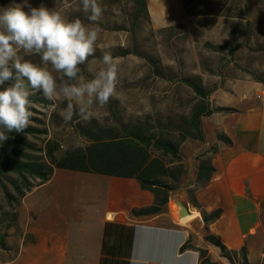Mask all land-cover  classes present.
I'll return each mask as SVG.
<instances>
[{"label": "crops", "instance_id": "1", "mask_svg": "<svg viewBox=\"0 0 264 264\" xmlns=\"http://www.w3.org/2000/svg\"><path fill=\"white\" fill-rule=\"evenodd\" d=\"M233 90L210 103L211 108L233 111L202 117L204 141L185 140L180 146L184 173L165 207L178 201L189 209L188 215H197L181 221L176 207L175 212L135 217L133 209L154 202L153 194L136 179L56 169L46 183L32 189L49 187L43 199L26 207L21 202L20 250L5 264H18L21 258L23 264H202L196 249L180 251L187 241L205 250L211 264H237L223 257L207 235L230 251L245 248L247 264H261L264 101L256 95L264 93V84L237 83ZM217 134L231 144L218 140ZM203 153L214 171L207 182L199 184L197 158ZM62 171L66 173L53 183ZM216 210H220L218 218L204 223L202 213ZM164 219L167 224L158 222Z\"/></svg>", "mask_w": 264, "mask_h": 264}, {"label": "rangeland", "instance_id": "2", "mask_svg": "<svg viewBox=\"0 0 264 264\" xmlns=\"http://www.w3.org/2000/svg\"><path fill=\"white\" fill-rule=\"evenodd\" d=\"M29 2L33 6L43 2L69 19L80 18L89 23L76 10L81 7L79 0ZM98 2L105 11L97 44L112 45L107 50L120 60L116 97L103 107L97 105V115L91 121H83L77 115L66 124L59 115L66 102L57 100L54 109L53 102L46 100L41 92L33 91L31 122L25 132L13 131L14 138L23 141L17 150L26 158L12 155V160L34 157L43 161L42 149L47 142L60 147L58 154L82 148L89 143L88 136L103 135L120 122L180 123L198 101L184 79H191L209 91V104L220 94H232L237 83L264 84V0H146L150 2L153 20L149 12V18L141 14L134 0ZM12 3L13 0H0V7ZM24 59L40 63L38 56ZM100 59L97 50L95 56L80 66L85 79L92 78L101 66ZM53 75L60 74L53 72ZM168 160L164 158L166 163ZM62 173L66 172H59L53 183ZM29 182L34 186L39 183L33 178ZM19 185L15 173L0 176V238L4 237L6 245L5 249L0 246V264L13 260L22 242V230L18 222L16 229L11 220L13 213H18L15 187ZM48 189L38 188L28 193L22 201L24 207L39 202ZM176 207L171 202L164 212H175ZM158 222L167 224L166 219ZM18 264H23V258Z\"/></svg>", "mask_w": 264, "mask_h": 264}, {"label": "clouds", "instance_id": "3", "mask_svg": "<svg viewBox=\"0 0 264 264\" xmlns=\"http://www.w3.org/2000/svg\"><path fill=\"white\" fill-rule=\"evenodd\" d=\"M79 3L76 10L85 15L87 24L43 2L33 6L29 0H13L0 7V145L10 138L8 133H23L28 128L33 91L53 102L54 109L57 100L66 102L59 113L66 124L77 115L91 121L97 105L103 107L116 97L120 60L107 50L112 45L97 44L105 9L98 0ZM97 50L101 66L91 79H85L80 66ZM25 56H38L40 63Z\"/></svg>", "mask_w": 264, "mask_h": 264}, {"label": "trees", "instance_id": "4", "mask_svg": "<svg viewBox=\"0 0 264 264\" xmlns=\"http://www.w3.org/2000/svg\"><path fill=\"white\" fill-rule=\"evenodd\" d=\"M134 1L141 14L149 18L146 0ZM184 81L192 88L198 101L192 107L188 117L183 118L180 123H164L159 120L156 121V124L138 120L127 123L120 122L118 127L109 129L103 135L101 133L100 135L88 136L89 143L86 146L72 151H64L61 154H58L60 147L57 144L47 142L42 149L44 152L43 161L34 157H27L26 161L12 160V155L25 156L17 150L23 141L14 138L13 132L8 133L10 138L3 145H0V176L7 172L17 174L20 182V185L15 187L17 206H20L23 198L33 188L46 183L56 169H67L105 176L134 178L142 189L153 194L154 202L149 207L133 209L131 214L138 217L164 212L170 192L178 187L180 178L184 173L180 154L181 144L185 140L204 141L201 127L202 117L210 116L214 112L233 111L232 108L228 107L211 108L208 102L210 92L191 79H184ZM217 139L225 144H231V141L222 134H217ZM12 145H15L14 149H11ZM214 150L212 149V151ZM205 155L206 153H203L197 158L196 182L199 184L207 182L214 171L210 159ZM165 157L169 158L168 163L164 161ZM30 178L37 179L39 183L36 186L30 184ZM192 202L196 206V203ZM195 215L185 216L181 221L189 220ZM219 215L220 210L209 214L202 213V219L204 223H208L218 218ZM11 220L15 224V228L19 229L17 225L18 213H13ZM3 238V236L0 238V246L5 249L6 245ZM206 239L217 246L222 256L230 262L247 264L245 248L239 251H230L214 236L207 235ZM186 249H196L202 258V264H211L205 250L191 246L188 241L181 246L180 251ZM261 264H264V261Z\"/></svg>", "mask_w": 264, "mask_h": 264}, {"label": "water", "instance_id": "5", "mask_svg": "<svg viewBox=\"0 0 264 264\" xmlns=\"http://www.w3.org/2000/svg\"><path fill=\"white\" fill-rule=\"evenodd\" d=\"M177 206L179 207V214L180 217H184L186 215L189 214V209L187 207H185L183 204H181L180 202H176Z\"/></svg>", "mask_w": 264, "mask_h": 264}, {"label": "built area", "instance_id": "6", "mask_svg": "<svg viewBox=\"0 0 264 264\" xmlns=\"http://www.w3.org/2000/svg\"><path fill=\"white\" fill-rule=\"evenodd\" d=\"M256 98H257V99H260V100H262V101H264V93H258V94L256 95Z\"/></svg>", "mask_w": 264, "mask_h": 264}]
</instances>
